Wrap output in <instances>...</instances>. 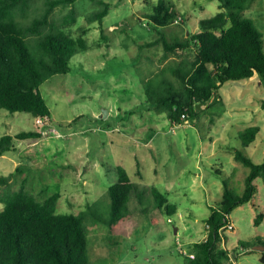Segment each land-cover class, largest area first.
<instances>
[{
    "label": "rangeland",
    "instance_id": "1",
    "mask_svg": "<svg viewBox=\"0 0 264 264\" xmlns=\"http://www.w3.org/2000/svg\"><path fill=\"white\" fill-rule=\"evenodd\" d=\"M106 1L112 6L100 23L91 21L98 2L77 0V21L66 27L85 36L89 47L72 58L68 73L41 85L60 135L16 138L17 149L0 155V175L15 172L12 187L25 186L40 200L60 192L59 213L89 210L109 218L108 189L117 180L115 167L123 165L148 187L132 199V217L115 231L87 219L90 264H186L194 243L208 236L207 218L223 197V176L233 175L240 192L245 187L250 167L235 158L234 148L255 162L264 160V82L256 75L224 83L220 94L227 110L215 124L206 113L173 124L152 107L145 83L180 60L175 53L164 57L165 41L199 31L201 19L221 10L220 0H172L180 15L168 26L150 17L159 0ZM70 8L61 5L53 16L60 18ZM241 13L264 37V0H253ZM186 53L195 55L194 49ZM104 108L109 109L106 117ZM251 125H258L260 134L244 147L238 134ZM38 129L32 113L0 107V137ZM256 183L255 197L232 211V226L224 229L228 240L223 244L237 251L239 264H264V248L251 246L264 239V219L256 223L264 213V182L257 178ZM151 187L167 198L164 207H156Z\"/></svg>",
    "mask_w": 264,
    "mask_h": 264
},
{
    "label": "trees",
    "instance_id": "2",
    "mask_svg": "<svg viewBox=\"0 0 264 264\" xmlns=\"http://www.w3.org/2000/svg\"><path fill=\"white\" fill-rule=\"evenodd\" d=\"M93 1L98 2L99 8L91 14V21L102 23L112 3ZM252 1L220 0L221 10L201 19L199 31L190 33L185 39L165 41L164 57L175 53L180 60L148 78L145 88L152 107L165 113L173 124L195 119L203 113L215 124L227 110L220 94L224 83L256 75L264 82V37L254 20L241 13ZM76 2L0 0L1 108L10 112L27 111L35 118H52L41 85L55 74L68 73L72 58L89 47L85 36H76L66 27L77 21ZM68 4L71 5L69 11L56 19L55 9ZM152 11L150 17L160 26L174 23L180 15L172 0H159ZM188 49H194L195 55L186 53ZM261 103L264 108V99ZM259 134L260 127L251 125L241 130L238 137L242 145L248 147ZM42 137L39 130L4 134L0 137V155L17 149L16 138ZM204 138L213 139V136L204 135ZM234 153L237 160L250 167L245 187L240 192L233 175L223 176V197L217 206H212L207 218L208 236L194 243L186 264H234L233 257L238 258L237 251L223 244V240L226 243L228 240L224 229L232 223V211L255 197L256 179L262 178L264 182V160L255 162L239 148H234ZM115 168L117 180L108 189L111 197L109 218L95 212L90 214L89 210L77 214L59 213L60 192L40 200L25 186L12 187L15 172L0 175V201L4 203L0 208V264H90L87 219L102 221L113 232L120 221L132 217L130 204L142 197L144 191L143 184L132 178L125 166ZM151 189L156 207H164L165 195L157 187ZM263 219L261 212L256 223ZM256 245H264V239L251 244ZM261 251L260 260L264 263V250Z\"/></svg>",
    "mask_w": 264,
    "mask_h": 264
},
{
    "label": "built area",
    "instance_id": "3",
    "mask_svg": "<svg viewBox=\"0 0 264 264\" xmlns=\"http://www.w3.org/2000/svg\"><path fill=\"white\" fill-rule=\"evenodd\" d=\"M178 20V19H177ZM185 117V115H183ZM51 117L49 116H39L36 117V124L39 126V131L43 134V135H47V134H56V135H60L58 129L51 124ZM189 120H186V122H188ZM232 224H229L228 227H231ZM192 256H194V254H192ZM234 259V264H239L237 258L233 257Z\"/></svg>",
    "mask_w": 264,
    "mask_h": 264
},
{
    "label": "water",
    "instance_id": "4",
    "mask_svg": "<svg viewBox=\"0 0 264 264\" xmlns=\"http://www.w3.org/2000/svg\"><path fill=\"white\" fill-rule=\"evenodd\" d=\"M199 107H201V104H198ZM109 113L108 108H104L103 116L106 117V115ZM255 248L257 249H263L264 245H256Z\"/></svg>",
    "mask_w": 264,
    "mask_h": 264
}]
</instances>
